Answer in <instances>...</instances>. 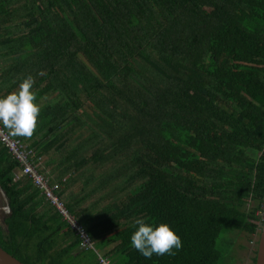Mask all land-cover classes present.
<instances>
[{
    "label": "trees",
    "instance_id": "trees-1",
    "mask_svg": "<svg viewBox=\"0 0 264 264\" xmlns=\"http://www.w3.org/2000/svg\"><path fill=\"white\" fill-rule=\"evenodd\" d=\"M237 61L264 63V0H0V95L31 75L41 105L14 136L113 264H219L222 232L260 235L264 67ZM20 170L0 142V245L26 264H99ZM140 217L182 247L144 257Z\"/></svg>",
    "mask_w": 264,
    "mask_h": 264
},
{
    "label": "clouds",
    "instance_id": "clouds-1",
    "mask_svg": "<svg viewBox=\"0 0 264 264\" xmlns=\"http://www.w3.org/2000/svg\"><path fill=\"white\" fill-rule=\"evenodd\" d=\"M35 81L29 75L19 84L18 89L0 95V125L8 128L12 135L30 137L37 127L41 105L33 89ZM131 245L144 257L173 254L182 247L179 233L165 220L146 217L134 221Z\"/></svg>",
    "mask_w": 264,
    "mask_h": 264
},
{
    "label": "built area",
    "instance_id": "built-area-1",
    "mask_svg": "<svg viewBox=\"0 0 264 264\" xmlns=\"http://www.w3.org/2000/svg\"><path fill=\"white\" fill-rule=\"evenodd\" d=\"M0 142L7 146L11 155L19 161L20 174L27 175L32 179L34 185L44 193L75 234L79 236L80 247L93 250L97 254L99 264H112L108 257L100 254L95 240L89 235L85 226L69 211L64 200L56 193L57 184H52L49 177L40 169L42 156H36L34 149L28 148L20 138L12 135L3 125H0Z\"/></svg>",
    "mask_w": 264,
    "mask_h": 264
},
{
    "label": "rangeland",
    "instance_id": "rangeland-1",
    "mask_svg": "<svg viewBox=\"0 0 264 264\" xmlns=\"http://www.w3.org/2000/svg\"><path fill=\"white\" fill-rule=\"evenodd\" d=\"M242 65L254 66L257 68L264 67V63L259 61L236 62L237 67ZM45 160L46 158L43 157L41 162L42 170L45 168L44 166H46ZM252 205H254L252 200H249L246 204L247 207H251ZM259 236L260 235L257 233L250 234L243 230L222 232L218 239V246L222 252V258L219 264H252L254 252L258 248L257 241L259 240ZM96 245H98L97 242Z\"/></svg>",
    "mask_w": 264,
    "mask_h": 264
},
{
    "label": "water",
    "instance_id": "water-1",
    "mask_svg": "<svg viewBox=\"0 0 264 264\" xmlns=\"http://www.w3.org/2000/svg\"><path fill=\"white\" fill-rule=\"evenodd\" d=\"M12 212L10 199L5 189L0 185V223L5 225V218ZM0 264H26L16 256L6 251L0 245ZM255 264H264V221L261 227Z\"/></svg>",
    "mask_w": 264,
    "mask_h": 264
}]
</instances>
